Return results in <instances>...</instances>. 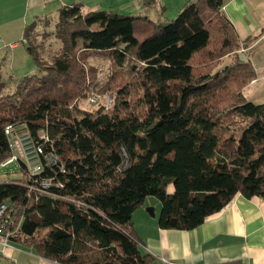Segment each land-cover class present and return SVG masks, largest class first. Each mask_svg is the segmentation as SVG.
I'll return each mask as SVG.
<instances>
[{
    "label": "trees",
    "instance_id": "16d2710c",
    "mask_svg": "<svg viewBox=\"0 0 264 264\" xmlns=\"http://www.w3.org/2000/svg\"><path fill=\"white\" fill-rule=\"evenodd\" d=\"M225 2L189 0L163 20L66 4L50 60L36 43L41 18L25 26L38 71L6 92L0 71V159L15 124L57 160L42 154L38 175L20 161L21 175L0 181L18 226L9 241L61 264H150L133 223L148 196L165 229L197 227L238 192L264 197V103L244 95L257 74ZM93 55L109 60L98 89L112 93L109 107L80 104L99 83Z\"/></svg>",
    "mask_w": 264,
    "mask_h": 264
},
{
    "label": "crops",
    "instance_id": "0c3cea01",
    "mask_svg": "<svg viewBox=\"0 0 264 264\" xmlns=\"http://www.w3.org/2000/svg\"><path fill=\"white\" fill-rule=\"evenodd\" d=\"M186 1L189 0H0V54L5 52L0 65L7 67L10 77L28 72L31 57L23 38L25 26L39 18L57 19L63 5L78 2L84 12L109 9L163 20L174 17ZM223 9L241 41H246L242 51L256 70V78L247 87L261 80L264 83V0H226ZM147 199L134 211L133 223L143 248L153 255L150 264H264L263 196L246 197L238 192L221 210L192 229L161 228V206ZM10 243L5 247L0 240V264H61L19 242Z\"/></svg>",
    "mask_w": 264,
    "mask_h": 264
},
{
    "label": "rangeland",
    "instance_id": "374dc122",
    "mask_svg": "<svg viewBox=\"0 0 264 264\" xmlns=\"http://www.w3.org/2000/svg\"><path fill=\"white\" fill-rule=\"evenodd\" d=\"M56 15L58 16V14ZM48 18H49L48 25L43 24V18H41L40 21L38 22V25H37L38 35L36 37V43L39 44L40 53L42 54L43 58H45L46 60H50L52 54L61 46V41L57 39L51 33L52 30L54 29V24H55L56 19H54L51 16ZM2 55H5V52H3V54L2 53L0 54V60L3 59ZM223 61H224L223 63L229 62L230 56H226ZM90 62L96 65L99 69V74H98L99 83H98L96 90L92 91L84 100H81L80 104L82 107H84L83 101H86V102L88 101L91 108L90 107H86V108H90V109H95L96 107L102 104H104L106 107H109L112 104V99H113L112 93L110 92L101 93L98 91V89L103 85L105 81V74L109 72V69H110L109 60L100 55H93L92 57H90ZM30 67L33 68L32 71H29ZM26 69L28 70V72H26L25 74L36 73L38 71V68L32 58H30ZM0 71L4 76V79L6 80V87L3 89V91L6 92V91L13 90L18 78L20 77L13 76L14 77L13 78V77H10V75L8 76L7 67L5 66L2 67V65H0ZM256 83L257 84L255 85H250L248 87L246 86L247 88L245 87L243 89L244 95L246 96L248 100H251L255 103H264V83L262 80ZM92 93L100 95L98 96V100L97 99L95 101L90 100ZM19 129L20 131H27L26 128H24L22 125L20 126ZM21 172L22 171H21L20 166L17 165L16 163H11L10 165H5L3 167H0V181L3 182L9 176L19 177L21 175ZM147 201L149 203L157 202L161 206L160 200L156 196H148ZM160 211H161V208H160ZM42 232L44 233L45 231L43 230Z\"/></svg>",
    "mask_w": 264,
    "mask_h": 264
},
{
    "label": "built area",
    "instance_id": "2783aa9c",
    "mask_svg": "<svg viewBox=\"0 0 264 264\" xmlns=\"http://www.w3.org/2000/svg\"><path fill=\"white\" fill-rule=\"evenodd\" d=\"M98 96L100 95L92 93L90 100H98ZM83 106L85 108L90 107L88 101H83ZM5 133L8 137L11 152L4 159H0V167L10 165L11 163L19 165V162L23 161L28 166L32 175L40 174L43 170L42 154L45 152L42 144L36 142L28 131H20L15 124L6 125ZM40 138L48 140L45 132L40 133ZM44 159L49 163L56 162L57 155L50 151L44 154ZM51 182L52 179L50 178H43L41 180L44 188H47ZM13 212V207H11L10 212L6 203L0 205V240L5 247L11 246L9 238L18 227H14ZM22 218L23 216L20 217V221Z\"/></svg>",
    "mask_w": 264,
    "mask_h": 264
},
{
    "label": "water",
    "instance_id": "95a60500",
    "mask_svg": "<svg viewBox=\"0 0 264 264\" xmlns=\"http://www.w3.org/2000/svg\"><path fill=\"white\" fill-rule=\"evenodd\" d=\"M26 47H27L28 50L31 49V46H30V45H27V44H26ZM240 57H241L242 59H247V55H246L243 51L240 52Z\"/></svg>",
    "mask_w": 264,
    "mask_h": 264
}]
</instances>
